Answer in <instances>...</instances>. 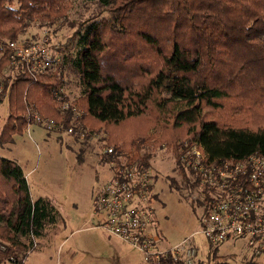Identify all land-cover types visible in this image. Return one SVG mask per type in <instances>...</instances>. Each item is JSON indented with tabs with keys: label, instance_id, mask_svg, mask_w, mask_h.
Returning a JSON list of instances; mask_svg holds the SVG:
<instances>
[{
	"label": "trees",
	"instance_id": "16d2710c",
	"mask_svg": "<svg viewBox=\"0 0 264 264\" xmlns=\"http://www.w3.org/2000/svg\"><path fill=\"white\" fill-rule=\"evenodd\" d=\"M116 1L106 21L83 32L78 28L59 48L66 53L75 40L77 52L74 58L62 56L57 74L34 76L19 67L4 99L8 115L0 145L37 125L34 115L62 130L79 121L78 133L114 148L101 156V164L119 163L122 155L149 168L150 154L140 155L143 148L167 147L191 191L197 183L179 161L184 142L198 144L210 160L264 156V0ZM116 1L99 0L106 7ZM67 3L18 0L15 8L12 0H0V43L18 40L32 25L51 28L65 18ZM9 55L0 56V76ZM67 63L81 94L61 111L56 96L67 100ZM73 109L81 113L79 119ZM141 125L145 131L137 133ZM168 181L178 189L173 178ZM60 219L49 198L32 200L18 163L0 157V264H23L34 241ZM158 264L183 262L168 251Z\"/></svg>",
	"mask_w": 264,
	"mask_h": 264
},
{
	"label": "rangeland",
	"instance_id": "374dc122",
	"mask_svg": "<svg viewBox=\"0 0 264 264\" xmlns=\"http://www.w3.org/2000/svg\"><path fill=\"white\" fill-rule=\"evenodd\" d=\"M66 1L65 18L50 28L53 43L58 48L78 28L81 27L83 32L94 22L106 21L110 10L118 3L115 0L114 5L106 7L99 0ZM12 5L17 8L18 0H12ZM35 27L32 25L23 35L33 34ZM66 49V53L61 51L62 56L70 54L74 58L77 52L75 40ZM65 70L63 91L70 103L80 96L81 88L71 63L65 65ZM7 115V103L4 102L0 106V132ZM160 117L161 120L169 118L168 115ZM237 119L242 120L243 116ZM65 131H52L34 124L22 135H15L11 144L0 145V157L15 161L24 170L32 200L49 198L61 215L55 226L48 227L44 236L34 241L23 264H157L154 259L146 263L141 253L95 227V218L91 217L92 202L109 176L110 165L101 164L103 145L99 141L86 139L87 135L83 133L67 135ZM135 131L144 132L145 126L141 125ZM150 133L152 130H148L147 134ZM179 136L180 141L184 139V132ZM144 153L150 154L149 168L153 173L151 202L154 218L149 233L154 239L155 252L163 256L173 246L192 237L198 250L197 261L203 264H250L249 258L238 250L239 245L230 242L217 250L215 258L210 257L212 251L200 233V209L193 202L197 193L177 175L171 150L152 146L144 147L140 155ZM170 178L176 181L178 189L170 187ZM219 257L222 260H218ZM257 262L264 264V258Z\"/></svg>",
	"mask_w": 264,
	"mask_h": 264
},
{
	"label": "built area",
	"instance_id": "2783aa9c",
	"mask_svg": "<svg viewBox=\"0 0 264 264\" xmlns=\"http://www.w3.org/2000/svg\"><path fill=\"white\" fill-rule=\"evenodd\" d=\"M0 49V56L5 52L10 54L0 76V106L19 67H25L34 76H47L57 74L62 62V53L53 43L52 31L46 27L37 28L33 34L23 35L13 42L2 40ZM56 99L61 111L70 107L67 100L59 96ZM72 111L79 119L80 112ZM33 117L43 128L60 129L53 121L38 115ZM78 125L76 121L65 133L75 136ZM113 152L111 146L102 147V155ZM179 155L181 165L193 173L192 182L197 183L193 202L200 209V233L209 250H218L230 242L239 245L238 250L250 261L258 263L264 258V156L252 154L240 160H210L195 143H184ZM117 159L119 163L109 164V176L93 199L91 217L95 218L96 228L141 253L146 263L154 259L158 264L162 255L155 252L154 239L149 233L154 218L153 173L144 165L123 160L122 155ZM191 239H184L170 250L183 264L197 261L198 250Z\"/></svg>",
	"mask_w": 264,
	"mask_h": 264
},
{
	"label": "crops",
	"instance_id": "0c3cea01",
	"mask_svg": "<svg viewBox=\"0 0 264 264\" xmlns=\"http://www.w3.org/2000/svg\"><path fill=\"white\" fill-rule=\"evenodd\" d=\"M23 173H24V170H23ZM25 174V173H24ZM89 218V217H88Z\"/></svg>",
	"mask_w": 264,
	"mask_h": 264
}]
</instances>
